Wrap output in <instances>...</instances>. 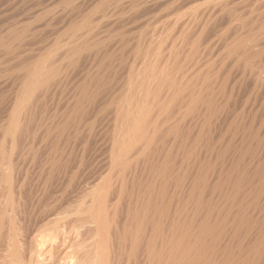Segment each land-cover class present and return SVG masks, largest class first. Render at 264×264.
Here are the masks:
<instances>
[{
    "label": "bare ground",
    "instance_id": "1",
    "mask_svg": "<svg viewBox=\"0 0 264 264\" xmlns=\"http://www.w3.org/2000/svg\"><path fill=\"white\" fill-rule=\"evenodd\" d=\"M31 1L29 0V3ZM57 1L63 5L55 3ZM21 3L19 6L23 4ZM52 3L57 4L59 9L55 8L56 11L54 8L51 9ZM31 4L32 10L29 11L39 13V15L42 13L45 15V19L49 15L43 12H47V7L50 5L49 9L54 13L51 12L52 15L48 17L52 21L48 25L54 23L56 19L58 23L59 18L61 25L69 23L72 29L71 36L68 34L71 31L69 25L68 28L66 25L59 27L60 24L55 23L61 29H69L68 33L62 31L60 35L66 33L71 39L67 40V44L64 43L66 46L61 44L62 41L58 44L57 40H54V44L60 45L59 48L62 46L63 49L55 47L56 51L52 50L50 55L57 51L59 53L60 50L63 59L67 57L66 60L70 61L72 65H77L80 61L84 63L86 57L91 54L93 57L91 59L89 56L93 60V70L89 67L88 70L80 71L84 73L81 75L80 86H78L79 83L77 84L80 90H78L79 97L77 94V99L72 107L62 114L63 116L59 120V122L62 120V124L58 122L54 126L52 143L54 146H56L55 143L62 140L63 135L68 134L65 132H68L69 127H75L76 124L87 118L99 102L98 98L104 93L107 94L108 90H112L110 87L114 68L113 64L111 66L112 59L122 57L120 50L122 47L124 48L123 42L124 36H126L124 34L127 30L150 22V18L146 17L142 20L139 18L144 13L146 15L150 9L170 5L172 10H180L182 6L187 5L183 12L172 19L175 25L182 26L183 28H180L183 32L185 31V34L183 33L185 36L181 38H184L181 45H186L189 39L193 43V45L188 43L191 46V51L187 50V57H189V53L193 56L189 59L192 58V61L195 59L193 61L195 66L205 62L207 64L209 57L215 51L220 53L217 50L221 47V49L223 48L222 53L215 54L216 57L220 55L219 57L222 58L220 60L222 66L215 71L216 64L210 65L209 63L202 74L200 72L194 77L189 73H185L188 76L181 74L183 77H179L180 74L177 73L170 75V73H164V70L162 72V68H156L158 73H161H159L160 75L156 72L153 73V75H157L155 79L158 77L155 84L150 82L154 84V87L148 82L151 79L144 83L147 77L150 78L149 76L153 79L152 74L147 76L149 69L146 68V77L143 83H149L150 88H155L153 93L156 90L163 91L160 95V92L154 93L155 96L148 95L146 90H150V88L146 86L148 88L145 89L142 82H138V85L142 86L145 91L135 83L138 86H136L137 90L139 88L143 90V93H135L136 88H133L135 85L133 86L132 79L128 78L132 82L129 85L133 87L126 85L135 91L128 88L131 93H127L128 96H131L128 98H133L132 102L130 99L127 100L128 98H126L127 101H124V97L118 101L122 104L123 101H129L131 104L125 103L127 104L125 108L116 111L117 116L116 114L115 116L124 119V121L118 120L123 123V127L118 128L121 129L120 133L119 130L117 131L119 134L116 135L114 132L116 137L113 135V140L116 138V143L115 145L111 144L112 147L114 146V152L111 150L113 159H110L112 170H118L119 174L122 170V173L120 176L117 173L118 181L108 173V177L112 175L113 179L109 178L113 180V183L117 181L118 184H113L114 187L108 184L112 188L106 189L108 191L102 192L100 196H97L99 195V193L97 194L99 181L98 187L94 183V187L97 188L90 187L92 192L86 186L88 187L87 191L89 190L91 194L96 191L94 197H92L93 194L90 195L86 192L85 188L84 192L79 187L80 185H77L78 189L80 188L79 191L91 196V200H84L88 195L83 193L84 196L87 195L83 200L86 202L90 200L88 206L87 203L85 204L87 207L83 206L84 203L82 204L81 200L82 205H75V202L79 201L77 199L75 202L72 201L74 202L72 205L74 204L76 208L78 206V209H74L75 207L71 205L76 211L75 214L77 213L76 217L70 216H74V213L69 215L73 210L66 207L71 203V201L68 202L69 200L68 203L65 202L67 205L64 206V209H69L67 210L69 213L62 212L63 207L59 200L60 202L50 205V208L47 206V210L44 207V213L39 211L42 214L38 212L40 215L32 217L29 214L31 210L29 211L27 202L30 196L28 197V193L25 191L27 185L23 186L22 183L18 187V194L13 195V191L17 192L15 189L11 190L14 188V182L11 181L13 184L9 185L7 183L9 187L4 186L5 188L3 187L2 190L5 189L6 197L10 193L9 198H6L3 195L4 191L0 190L2 198H4L2 199L4 202L2 200L0 202V264H264V100H261L257 108L253 107L258 93L264 90V35H262L264 34V0H34ZM26 5L25 3L21 7ZM26 9L23 13L26 12L24 15L28 16ZM5 10H7L6 7ZM16 10L19 9L16 7ZM243 12L244 15H246L245 12L249 13L247 14L248 18L244 17L248 20L241 18ZM20 13L19 15H22V12ZM36 13L35 16L38 15ZM43 15L41 16L43 17ZM41 16H38L39 21ZM23 17L20 18L23 20ZM1 18L3 17L1 16ZM136 18L140 21L137 22ZM28 19L26 20L28 21ZM134 19L136 20L134 21ZM35 20L37 19L35 18ZM53 20L55 21L53 22ZM34 21H32L33 24H37L38 20ZM183 23L186 24V30ZM187 23H189L188 26ZM45 24L47 25V23ZM31 25L30 23L29 28ZM43 25L41 24V26ZM9 26L8 29H10ZM13 27L14 25H12ZM219 28H225L223 33V29L221 31L222 35L220 37L213 35L216 39H209L210 35ZM53 29L55 30L54 27ZM13 30L6 32L7 35L2 32L4 36L0 34V45L4 46L5 51L11 49V53L14 44L11 42L13 46L9 48V45H12L9 41H18L25 33L24 30L27 35L32 33L26 30V27L19 32H16V29ZM38 30L40 29L38 28ZM111 30L112 33L114 30L117 31L116 36L118 37L115 43H112L116 37L113 35L115 32L111 33L114 36L112 39V35L109 34ZM177 30L178 28H176ZM260 30L263 31L262 36L259 35ZM178 33L180 34V32ZM40 34L38 33V35ZM179 34L178 38H180ZM256 34L260 38L256 37ZM24 35L20 38L22 43L26 41ZM32 35V39L35 40V34ZM62 36H58L59 39H62ZM207 40L209 44L205 47L203 45L201 48V44ZM128 41L126 39L125 44ZM41 42L44 43L42 40ZM159 42L162 43V39ZM34 43L37 42L34 41ZM110 43L115 47L112 49H115L113 51H116L117 54H112L113 51L109 49V46H112ZM162 45L163 43L160 44V48ZM139 48L141 49V47ZM185 51L183 52L185 53ZM122 52L124 53V51ZM139 52L137 53L139 54ZM206 53L208 56H205ZM60 55L59 57L62 58ZM158 55L159 53L156 56ZM51 56L50 58L56 61L59 59L58 57V59L54 58L56 55ZM145 56L142 58L145 59ZM20 57H24V55ZM50 58L44 60L42 57L43 60L39 59L41 62L33 65L31 63L34 61L30 60L28 61L30 66L26 63L27 59L24 60L28 66H24V70H22L24 72V75L22 73L23 80L22 77L20 78L22 80L20 89L23 90V93H20L21 96L18 95L20 99L17 98L19 101L15 103V109H13L15 113L13 116L10 115L13 120L9 116L11 124L8 122V129L6 127L7 133L13 136L11 139L20 140L22 136L24 137V135L21 136L24 122L21 121L23 123L20 124V118L17 115L24 112L30 113L34 106L32 103L35 104L37 101L34 98L38 97L37 94L50 85V83L46 85L45 83L50 82V79H53L55 75L57 76L56 73L58 76L59 73L62 74L58 72L60 67L55 64V60L54 63L48 61H52ZM148 58L146 57L147 60ZM159 59L156 61H160ZM189 59L188 61H191ZM197 59L199 60L197 61ZM20 64L23 66L22 61ZM53 64L58 68L56 69ZM229 64L232 65V67L229 66L231 68H228ZM152 68L154 67L151 66L150 69ZM132 73L136 74V72ZM114 74H117L115 69ZM142 75L145 76V74ZM113 76L112 74V78ZM248 81L253 83V86L246 89L245 87L250 85H246L249 83ZM40 85L44 88L41 87L42 90L38 92ZM144 92L147 94L146 97L142 95L145 94ZM148 92L150 93V91ZM262 94L259 97H263ZM110 95L112 96V94ZM141 95L145 98L142 99ZM33 100L36 101L33 102ZM31 104L32 107H30ZM152 105L156 106L155 108L158 110L153 108L154 111ZM113 106L117 105L115 106L114 103ZM95 111L97 110L95 109ZM95 111L93 112L95 113ZM24 114L26 115V113ZM25 115L24 117H26ZM28 116L27 114V118ZM116 122L115 124L118 126L119 124ZM28 125L24 129H27ZM19 132L18 137L21 136V138H15L14 135L16 136ZM26 132L28 133L29 130ZM64 139L67 140L66 135ZM10 153L7 157V154L1 152L4 157L6 155V158H9V161L12 151ZM4 157L0 158L2 161L5 160L3 164L7 162ZM54 160L58 163L62 158L55 156ZM0 165L2 166V164ZM9 166L6 168L7 171L4 169L5 166L2 169L8 173ZM5 171H3V178ZM111 171L108 172H114ZM0 172L2 173V171ZM11 174L8 173V175ZM113 174L117 176L116 173ZM8 175L6 174L5 178H9ZM107 179L105 182L109 183L110 179ZM100 188L99 192L102 191ZM7 190H11L8 195ZM112 194L115 196L114 198L111 196ZM11 195L15 198L16 195L18 196L14 203ZM109 196L115 199V202L111 200L113 204L108 206ZM8 209L11 212L6 214ZM17 213L19 215L16 217Z\"/></svg>",
    "mask_w": 264,
    "mask_h": 264
},
{
    "label": "rangeland",
    "instance_id": "2",
    "mask_svg": "<svg viewBox=\"0 0 264 264\" xmlns=\"http://www.w3.org/2000/svg\"><path fill=\"white\" fill-rule=\"evenodd\" d=\"M23 1L24 0H22V1L21 0H6V1L5 0H0V15L3 17V18H1V16H0V24H1L0 27H2V28H0L1 36H4V33H6V32L8 33L9 31H12L13 29L14 30L16 29L15 30L16 32L17 31L19 32L20 30L23 31V28L25 29V27H26V30H28L29 32L30 31L32 32V33L28 32L29 34L27 35L26 31L24 30V32H25L24 34H26V35H24V34L23 35L25 36L24 39H26V41H24V39H23V41H24L23 43L20 42L22 40L20 38L23 37V35L19 38L18 41H15V40L14 41H12V40L9 41L10 44H12V43L14 44V46H13V44L9 45V48H11L13 46V49H12V53L13 54L11 53V49H8L7 51H5L6 49L4 48V46L0 45V47H1L0 48V72H1L0 73V154H1V152H4L5 154H7V157H8L10 151H12V156H10V161L11 162L8 160L9 158H6V155H5V157L2 154L0 155V158H1V156H3L4 159L6 158V161H7L6 163L4 162V164H5L4 165L3 161H5V160L2 161L0 159V164H2V166L0 165L1 166L0 167V171H2V173L0 172V190H2L4 186L9 187L8 185L11 184L12 182H14V188H12L11 190L13 191V189H15L17 191L18 187L23 183V186L27 185V188H26L27 190L25 189V187H23V186L22 187L28 193V197L30 196L27 202H28L29 211L31 210L29 214L32 217H33V215L34 216L35 215L38 216V214L40 212L44 213V211L47 210L48 207L50 208V205L52 206L53 203H55V202L57 203L59 200L61 201V204H62V207H63L61 209L62 212H64L66 214V213H69V211L67 212V210H69L71 208L73 209V207H75L76 204L80 205L81 204L80 200H81V202L83 201L82 202V204L84 203L83 206H85L86 203H87V206L90 204L89 201L91 200V196H89V194H88V193L92 192V189L90 187L95 189V187L98 184V181H99V185L98 186L101 187L100 189L102 191L99 192V187L97 186L98 187L97 194L99 193V195H97V196H100L102 194V192H107L108 191L106 189L112 188L110 186H112L113 184L116 185V183L118 181V178H119L120 174L122 173V170H120V172H121L120 174L117 172L118 171L117 169H116L117 171L112 170L113 169V167L111 165L112 163H110L112 161H110V159L111 160L113 159L112 158L113 156L111 157V153L113 154V152H114V149H113L114 146L112 147V145H115V143H116V141H115L116 138L114 140H113V138L116 137V135L120 133L121 129L119 130L118 128H121V126L123 125V123L118 121L119 119L122 120V118L116 117L117 116V112L116 111H117V109L121 110L123 107L125 108V106H127V104H131V103H129V101L128 102H124L126 100V98L131 97V96H128V94L130 93L129 89H132V88H129L127 85H129V83L132 84V82L134 83L133 86L135 85V83H137V85H138V82L139 83L140 82L143 83V80L146 77V70H147L146 68L149 69V70H147V76H148V74H150V75L152 74L153 79L151 78V76H149L150 78L147 77L146 78L147 80L145 79L144 83L147 82L148 79L149 80L151 79L148 82L149 83L152 82L154 84L158 80L157 79L158 77L156 78L157 79L156 80L155 76H157V75H153V73H155V72H156V74L161 73V72L158 73V71H157L158 69H161V68H162V70H161L162 72L164 70V73H167V74L170 73V75H175L177 73V74H180L179 77L182 76L183 74L185 76L188 73H189L190 76L192 75L193 77L198 75L200 72L202 74V72H204L205 67H207L209 65V63H210V65H215L216 64L215 65V68H216L215 71H216L218 69V67L222 66V61H220L222 58L219 57L220 55L219 56L217 55L219 58L216 57L215 53L221 54L222 51H223L222 50L223 48L221 49V47H219V49L217 51H220V53L215 51V53L212 54L211 57H209L211 60L209 59L207 64L205 62V63H202L203 65L199 64V65L195 66L194 65L195 63H193V61L195 59H193V61H192V58L189 59V57H193V56L190 55V53L188 54L189 57H187V55H186V53H188V51L189 52L191 51V48H190L191 46L190 45H193V43H191L190 39H189L188 43L189 44L191 43L190 45L188 43H186V45H184V46L181 45L182 44L181 42L184 40V38L183 39H181V38H182V36L183 37L185 36V35H183V33L185 34V31L183 32L182 29H181L183 27L182 26H180L181 28L178 27V25H175V23L172 20L180 12H183L186 9L187 5L182 6L180 8V10H176V9L172 10V7L170 5L148 10L146 12V15L144 13V14H142L143 17L141 15V17L139 16V18H140V20H142V18H146V17L150 18L151 19L150 22H146L144 24L138 25L139 27L138 26H137V28L135 27L136 30H135V28L132 29V30L129 29L132 32H130L129 30H127V32L125 31L126 34H124V35H126V36H124L125 40L123 42L124 48L122 47L123 44H120V45H122L121 46L122 48L120 47L121 50L118 47V49L120 50V52L122 54V57L120 59H115V60L112 59L111 66L113 64L112 67H114L113 68V72H112V74L114 75L113 76L114 79L112 78V74H111V80L113 82L111 81V84H110V87H112V90L111 89H110L111 91L108 90L109 92H107V94L104 93L106 95V97L103 94V96L98 98L99 99V102H97L98 105L96 104L97 107L95 106V108L93 109V111H95V109L97 110V111H95V113L93 111H91L89 113V115L87 116V118L85 120H83V122H80L79 124H76L75 127H69L68 128V132H65V133H68V134H65L66 137H67V140H65V139L63 140V138L65 136V135H63L62 136L63 137L62 140H60L59 143H55L56 146H54V144H52L53 143V134H54L53 132H54V128H55L54 126H55L56 123L59 122V120L63 116L62 114H64L65 112L69 111V109L72 107L74 101L77 99L76 97H77V94L79 93L78 92L79 87H77V84L79 83L78 86H80V83H81L80 80L82 78L81 75H82V73H84V72L81 73L80 71L81 70L82 71L88 70L89 67H90L89 69L93 70V67H94L93 66V60H91L93 57L91 56L92 55L91 54V55H89L91 57V59L88 56L89 60H87L88 57H86V59L84 60V63H83V61H80V62L77 63V65L75 64L78 68L75 65L70 64L71 62L66 60L67 57L65 59H63L62 52L59 50V49L62 48V46H61V48H59L60 45L58 46V44H60V42L62 41L61 44L64 45V43H66V42L68 43L67 40L71 39V37L68 38V35H66V33L62 34L63 36L60 35L62 33V31L65 32V31H67L69 29L71 30V31L69 30L71 33L69 31H67V33L69 32L68 34H70V35L73 33L72 29L70 27V24L66 23V24H62L61 25L60 24L61 23L60 22L61 19L58 18L60 23L59 22L57 23L56 22L57 19H56V21L53 20V22L55 21L54 23H52L53 25L51 23L48 25L49 22H52V21L49 20L48 17H50L52 15V13H54L53 11H50V9H49L50 5L47 7L48 11L47 12H43L44 14L47 13L49 15L48 17L46 16V19L48 18L46 20L45 19V15H43L42 13L39 15V13H36V12H33V11H29V10H32L31 9L32 8L31 7V5H32L31 3L34 0H32V1L30 0L31 1L30 3H29V0H25L24 2L27 5L21 7L22 5L25 4ZM20 3L22 4L21 6H19ZM55 3H58V5H60V6L63 5L59 1H57ZM55 3H52L55 7L52 5L51 9L52 8H54V9L58 8L56 6L57 4L55 5ZM15 4H16V6H15ZM11 5H14V6H11ZM28 6H29L30 9L27 8ZM5 7H6V9L8 11L5 10ZM16 7H17V9H19L18 11L16 10ZM25 9H26V11L28 10L27 11V13H28L27 15L28 16L24 15V14H26V12L23 13ZM49 11H50V13L51 12L52 13L50 14ZM54 11H56V9ZM16 12H19V13H16ZM20 12H22V15H19V14H21ZM29 12H32V13L29 14ZM1 13H4V14H1ZM35 13L38 14V15L35 16ZM245 14L246 15H244V12H243V14L241 16V18L243 17L242 19H244V17L248 18L249 15H247V14H249V13L245 12ZM41 15H43L44 18ZM31 16L33 18L35 17L38 21H39V19H38L39 17L38 16H41L40 21H42V22L39 23L40 21L39 22L37 20L34 21L35 18L33 19ZM15 17H17V18H15ZM20 17H23L24 21ZM28 17H30L31 19L30 18L28 19ZM25 18L28 19V21ZM55 18H57V17H55ZM7 19L8 20L10 19L9 20L10 22ZM44 19H45V21H43ZM136 19H137V22L140 21V20H138V18H136ZM136 19H134V21ZM25 20H26V22H25ZM29 20H30V22H29ZM31 20L34 21V22L37 21L36 22L37 24H35V23L33 24V22ZM244 20H248V19H244ZM12 21L13 22H17V23L15 24ZM43 22H44L45 26L43 25ZM30 23L32 24L31 28H29V24ZM45 23H47V25ZM55 23H57L58 25L60 24L59 27H62V26L65 27V25H66L67 28H68V25H69V29H67V28L65 30L63 28L61 29V28L57 27L58 25L55 24ZM3 24H5V25H3ZM39 24H40V26H39ZM41 24L43 26H41ZM12 25H14L15 28L14 27L12 28ZM25 25H27L28 27L25 26ZM51 25L55 28V30L53 29V27ZM55 25H56V27H55ZM185 25L186 24H184V26ZM188 25H189V23H187V26ZM8 26H9L10 29H8ZM17 27H18V29H17ZM222 27H224V25H222ZM38 28L40 30H38ZM42 28L45 29V30H43ZM176 28H178L177 31H176ZM185 28H186V26L184 27V29ZM180 29H181V31H180ZM222 29L223 28H219V30H217L215 33H212L211 34L212 36L210 35L209 39L213 40L215 38L214 36H216V35L218 37H220L222 35V33L224 32L225 28L223 29V31H222ZM47 30L50 31V32H48ZM41 31H43L42 32L43 34L42 33L40 34ZM128 31H129V33H128ZM221 31H222V33H221ZM2 32H4L3 35H2ZM116 32L117 31L114 30L113 31L114 34H113L112 30H111L109 34L112 33L113 35L116 36ZM178 32H180V34ZM7 33H6V35H7ZM38 33L40 35H38ZM45 33H46V35H45ZM130 33H131V35H130ZM219 33H220V35H218ZM262 33H263V31H261V33L259 35L260 36L264 35ZM32 34H35L34 35L35 40L32 39L33 38ZM178 34H179L180 38H178ZM197 34H198V32H197ZM197 34H196V36H197ZM113 35L111 37L112 39H114ZM44 36L45 37L47 36L46 38L48 40ZM58 36H60V37L62 36L63 38L59 39L60 37H58ZM144 36H146V37H144ZM257 36H258V34H256V37ZM260 36H258V37L260 38ZM117 37L118 36H116L115 39L113 40L114 42H112V41L111 42L115 43V41L117 40L116 39ZM129 38H131V39L129 40ZM38 39H40V41H38ZM110 39H108V40H110ZM126 39H127V41L128 40L129 41L125 44ZM161 39H162V43H163L162 48H160L161 47L160 44H162V43L159 42V40L161 41ZM41 40L44 41V43H46V44L41 42ZM54 40H57L56 43H58V44H56V43L54 44V42H55ZM64 40H65V42H64ZM34 41L37 42V43H34ZM17 42H18V44H17ZM107 43L108 42H106V44ZM112 43H110L112 46H109V49L113 51L115 49H112V47L113 48H115V47L113 46ZM203 43H205V44H203ZM203 43L201 44V48L203 47V45L205 47V46H207L209 44L208 40L203 42ZM187 45H188V47H187ZM64 46H66V45H64ZM17 47H21V48H17ZM24 47H25V49H24ZM55 47L59 48V49L57 48V50H59V53L57 51L55 53H52L51 55H53V56L56 55V56H54V58L58 57L59 59L57 58L58 59L57 61L55 59L50 58V56H51L50 52L52 50L54 51V49L56 51ZM139 47H141V49ZM21 49L23 50L24 53L22 52ZM27 49H28V51H27ZM123 49H125V50H123ZM137 49L139 51H141V50H143V51L139 52ZM136 50H137V52H139V54L136 52ZM184 50H186L185 53L183 52ZM16 51H18V52H16ZM62 51H64V50H62ZM122 51H124L125 54ZM144 52H145V54H143ZM147 52H149V53L147 54ZM114 53L117 54L116 51L112 52V54H114ZM158 53H159V55L156 56ZM60 54L62 55V58L59 57ZM23 55H24V57H20V56H23ZM48 55H50L49 58L52 60V61H50V60H48V61L54 63V60H55L56 61L55 64H57L58 67H60L62 69L61 70L59 68L60 71H58V72H61L62 74L59 73V76H60V78H59L58 73H56L57 76L56 75L54 76V78H53L54 80L51 78L50 82L45 83V85L50 83V85H48L49 87L46 86L48 88H46V87L44 88L41 85L39 86L40 90L38 89V92L42 90L41 87H43L44 89H43V91H41L40 93L37 94L38 95V97L36 96L37 98L36 97L34 98L37 101L33 100V102H35V101L36 102H35V104L32 103L34 105L33 107H32V104H31L30 107H32V109L31 110L27 109V110H30V113L24 112V110H23V112L26 113V115L24 113H21V115L24 114L26 117H24V115L21 116L20 113H19V115L16 114L17 117L20 118V120H19L20 124H22L24 122L23 125H22L23 133L21 132L22 130L20 131L21 132V136L24 135V137L23 136H22V138H21V136L18 137V135H20V132H19L18 134H16V136L14 135V137L15 138L16 137L17 138H21L20 140L19 139H14V138L11 139V137H13V136L7 133L6 127L8 129V126H9V123H10L9 122V116L11 114L13 116V114L15 113V112H13L14 111L13 109H15V107H14L15 103L16 102L18 103V101H19V100L17 101V98L19 96H21L20 93H23L22 92L23 90L20 89V87H21L20 85L22 83L23 75H24V72L22 70H24V66H28L30 64V63H28V61H30V60L34 61V63H31V65H33V64L39 62L40 60L49 59V58H47ZM139 55H143V56L146 55L145 59L142 58L143 56H139ZM184 55H186V56H184ZM206 55L208 56V53H206L205 56ZM44 56H46V58H44ZM42 57H43V59H42ZM146 57L147 58L149 57L148 60L146 59ZM157 57H159V58L161 57V58L159 59ZM25 58L27 59L26 63H28V65L25 64V61H24ZM69 58H70V56H69ZM215 58L219 59L218 63H216L217 59H215ZM158 59L160 61H156ZM188 59L191 60L192 63H191V61H188ZM142 60H144V61H142ZM146 60H147V63H145ZM154 60L156 61V63H155ZM198 60L199 59H197V61ZM21 61L23 63V66H22V64H20ZM67 61H68L69 64L67 63ZM197 61H196V64H198ZM219 61H220V63H219ZM121 63L123 65H125V66L123 67V65ZM149 63H150V65L153 64V65H151L152 67H154V68H152L153 70L150 69L151 66L149 65ZM55 64H53V66ZM87 64L88 65L91 64V66H88ZM80 65L82 66V68H81ZM140 65L141 66L143 65V66L141 67ZM147 65H149V66L145 67ZM229 66L232 67V65L229 64L228 68H231ZM54 67H56V69L58 68L57 66H54ZM143 67L145 68L144 70L142 69ZM85 68H87V69H85ZM156 68H158V69L156 70ZM114 69H115V73H117V74H114ZM129 69H130V71H129ZM139 71H140V73L142 72V74H145V76L143 77V75L141 74L142 75V78H141V75H140ZM149 71H151V72H149ZM63 72H64V74H63ZM132 72H136V74L132 73ZM22 73H23V75H22ZM119 73L121 74L120 76H119ZM137 73H139V74L137 75ZM185 73H187V74H185ZM131 74H132V77H131ZM21 77H22V80L20 79ZM125 77H126V80L128 81V83L125 80ZM138 77H139V79H137ZM57 78H59V80H57ZM128 78H130V80L132 79V82L130 80H128ZM133 78H135V79H133ZM24 79H25V76H24ZM133 80H136V81L134 82ZM116 82H117V84H116ZM248 82L249 83L246 84V85H249V84L250 85L248 87H245L246 89L249 88V87L251 88L253 86V83L251 84L250 81H248ZM152 83H150V84H152ZM148 84L147 83L144 84L143 87L145 86L144 87L145 89L148 88L149 86L151 87V85L150 84L148 85ZM154 84H152V86ZM125 85H126V87H125ZM137 85H135V87H133L131 85H129V86H131L133 88H136ZM146 86H148V87H146ZM115 87L117 88V90H116ZM121 87H122V91L124 90L123 92L121 91ZM139 87L143 88L142 86H139ZM144 88H143V90H144ZM152 88H150V90L149 89L146 90V92L148 93V95L150 94L151 96H153V95L155 96V94H157L158 91L156 90L154 92L155 93L154 94L153 91H154L155 88L154 89H152ZM137 89L138 88H136V91H135V89H132L131 91H135V93L138 92V94H140L141 92L143 93V90H141L140 88H139V90H137ZM19 91H21V92H19ZM148 91H150V93ZM151 91H152V93H151ZM262 91H264V90H262ZM262 91H260L261 93L259 92L258 93L259 95H257V98L255 100V105L253 106L255 108H257L259 106L261 100H264V99H262V98H264V96L262 94ZM162 92L163 91H161L159 93V95ZM109 93L112 94L113 97ZM122 93L123 94L125 93V95L123 96ZM261 94H262L263 97H259V96H261ZM142 95H144L145 97L147 96L146 93L142 94ZM142 95H141V97L143 99L144 96H142ZM78 97H79V94H78ZM122 97H124L125 99L122 98ZM101 98H102V101H101ZM121 98L124 99V101L122 100L123 104H122V102H118V101H120L119 99H121ZM18 99H20V98H18ZM110 99H112V101H110ZM115 99H116V102H118L119 105L116 104ZM129 99L130 98H128L127 100H129ZM132 99L133 98L130 99L131 102H132ZM106 101H107V103H106ZM114 103H115V106L117 105L116 107L113 106ZM125 103H127V104H125ZM109 105H111L113 107H111ZM156 106H157V104H156ZM156 106L152 105V109L155 108ZM111 108H113V109H111ZM155 109H156V111L158 110V108H155ZM119 110H118V112H119ZM11 111H12V113H11ZM27 114L29 115L28 116L29 119L32 117L30 119V121L27 118ZM115 114H116V116H115ZM118 114H120V113H118ZM10 119H12L11 116H10ZM12 120H10V121H12ZM21 121H23V122H21ZM122 121H124V119ZM115 122L117 124H119V125L117 126L115 124ZM119 122L121 123V125H120ZM26 123L29 124L28 128L27 129L25 128L26 131L29 130L28 133L24 129V127L27 126ZM30 124H31V126H30ZM61 124H62V122H61ZM118 130H119V133L117 132ZM114 132L116 133V135H114ZM5 133L8 134V135L6 136ZM113 135H114V137H113ZM112 141L113 142L115 141V142L113 143ZM111 147H112V149H110ZM111 150H113V152H111ZM15 155H16V157H15ZM55 156H57V157L60 156L62 158V160H60V162L61 161L62 162L61 163L60 162L56 163L55 160H54ZM15 158H17V159H15ZM9 165H11V166H9ZM106 165H107V167H106ZM4 166H5L4 169H6L9 166L8 173L9 174L12 173L11 175H8V173H6L7 169H6V171L4 169H2ZM108 166H110V167H108ZM3 171H5V176H6V174L8 176H10L9 177L10 179L9 178H5V176H4L5 179L3 178V173H4ZM9 171L10 172L12 171V172L10 173ZM108 171H111V172L114 171L113 173H116V174L118 173L119 176H118V174H117V176H115L113 173H110ZM108 173L113 175V176L110 175L109 177L112 176L117 181L113 183V180H112L113 178L111 177L112 179H110L108 177ZM106 176L108 177V179H107ZM101 179L104 182H105V179H107V180L110 179V181L112 183L110 184V181H109V183H107V181L104 183ZM4 180H6V181L8 180V182H6ZM9 181H10V183H9ZM7 183H8V185H7ZM94 183L96 184L95 187H94ZM100 183H102L104 185L101 184V186H100ZM92 184H93V186H91ZM77 185H80L79 187H81L82 191H84L88 187H89L88 189L89 190L91 189V191L89 192V190L87 191V189H86V192H88V193H84L85 191L84 192L79 191L80 188L78 189ZM86 186H88V187H86ZM102 186H104V187H102ZM113 187H114V185H113ZM6 189H8V188H6ZM104 189H105V191H104ZM4 190H2V192ZM10 191L7 190V195H8V193ZM0 193H1V191H0ZM5 193H6V191H4L3 195H5ZM15 193L18 194V191L17 192L13 191L12 194L15 195ZM81 193L82 194L83 193L87 194L88 196L87 195H85V196H87L88 198L85 197L84 194L82 195ZM94 193H92L93 195L90 193V195H92V197H94ZM1 195H2V193L0 194V202H1L2 199H4V198H2L3 195L2 196ZM13 195H11V196L14 199L13 200V203H14L15 199L18 196L16 195V198H15ZM9 196H10V193H9L8 197H6V195H5L6 198H9ZM111 196H113V198L115 197L113 194ZM84 197L86 199H84ZM95 197H96V195H95ZM113 198H110V196H109V201L110 202L108 201V203H107L108 206L112 205L113 201L115 202V199H113ZM76 199L79 200V201H76ZM83 199L86 200V201L88 199H90V200L88 202H86ZM63 200H64V202H63L64 204L62 203ZM111 200H113V201H111ZM5 201H6V199H5ZM67 201L68 202L71 201V203H69L68 206H66L67 203H68ZM72 201H74V202L76 201L77 203L75 202V205L74 204L72 205V203H74ZM2 202H4V200H2ZM65 202H67V203L65 204ZM105 205H106V202H105ZM64 206L69 207V209H67V208L64 209ZM87 206H85V207H87ZM31 207H32L33 210L31 209ZM44 207H45V210H44ZM46 207H47V209H46ZM63 209H64V211H63ZM74 209H78V206H77V208L75 207ZM74 209L72 210V213H69V215L74 213L73 214L74 216L70 215L71 217H76L77 216V213L75 214L76 211ZM65 210H66V212H65ZM71 210H70V212H71ZM36 211H37V213H35ZM10 212L11 211L8 209L6 214H8ZM32 212L35 213V214H33ZM42 213H40V214H42ZM17 215H19V213H17L15 216L17 217Z\"/></svg>",
    "mask_w": 264,
    "mask_h": 264
}]
</instances>
